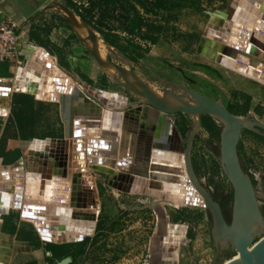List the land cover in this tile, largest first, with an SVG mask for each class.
<instances>
[{
    "label": "rangeland",
    "instance_id": "rangeland-1",
    "mask_svg": "<svg viewBox=\"0 0 264 264\" xmlns=\"http://www.w3.org/2000/svg\"><path fill=\"white\" fill-rule=\"evenodd\" d=\"M25 1L30 8L24 14L32 12L29 21L46 28L43 33L48 40L47 47L56 61L78 79L80 85L88 84L103 93L126 96L129 100L127 110L149 107L159 111V124L162 116H165L180 134L184 148L194 127H199L198 118L202 116V126L189 150L193 171L199 183L221 204L226 220L231 224L234 188L222 166L219 150L223 123L204 113H166L158 109L154 102L145 99L142 88L138 90L141 93L136 95L116 83L115 81L124 82L119 71L112 66L104 68L97 61L92 50L78 37L57 5V2L64 4L66 1L74 15L93 30L97 36V52L102 60L108 58L115 61L127 72L131 66L136 76L150 87V92L157 99L174 95L191 103L192 95L183 90L185 87L221 103L242 120L264 123V85L233 72L202 54L210 51L207 45L206 49L203 48V35L210 16L216 10L225 9L228 0H221L224 4L220 5L219 0H70L71 3L67 0ZM54 30L61 35H51ZM88 36L87 33L82 37L88 39ZM76 47L80 48L79 53L75 50ZM128 78L131 86L139 85L130 74ZM19 94L25 96L20 113L13 110L15 97L0 98V105L12 108L8 118H0V129L4 127L0 146V155L3 157L0 158V164L9 171L27 170L26 158L35 154L32 146L36 140L65 137V124L58 104L42 103L34 95L22 92ZM19 103L20 100L17 99V107ZM256 104L259 106L255 111ZM49 114L52 121L50 129H22L19 121L14 122L20 120L43 126L45 117L49 120ZM13 122L15 130H10L9 126ZM15 141L25 143L23 146L20 144L19 151L12 146ZM238 150L242 165L253 181L264 216V136L245 130ZM99 189L102 208L93 235L82 242L61 244L67 251L79 248L82 250L76 263L71 261L68 264H148L152 238L158 226L152 199L139 194H121L115 197L103 178H99ZM164 206L171 225L170 235L165 236L171 237V241L162 243L166 253L169 250L172 252L168 256L171 257V263L168 264H214L221 260L223 263L238 255L237 251L232 253L230 248L228 251H218L213 236V216L209 209L189 205L180 208L168 204ZM178 225L183 226L186 231L182 234L183 238L177 240L179 243L173 239L178 235ZM30 229V233L36 235L34 229ZM262 229V226L258 227L253 235ZM17 236L22 238L21 233ZM263 236L264 232L254 239L253 244ZM44 244L47 248V242ZM236 247L239 253L247 250V247H239L238 244ZM66 258L55 263H61Z\"/></svg>",
    "mask_w": 264,
    "mask_h": 264
},
{
    "label": "bare ground",
    "instance_id": "bare-ground-1",
    "mask_svg": "<svg viewBox=\"0 0 264 264\" xmlns=\"http://www.w3.org/2000/svg\"><path fill=\"white\" fill-rule=\"evenodd\" d=\"M248 1L249 0H236V5H235V9L233 10V13L236 11V9H239L240 7L244 9L239 13V17L241 19L235 21L233 27L228 26L226 27L227 28L226 29L224 28V26L218 24L219 27L217 28L216 27L217 21H215L216 19H212V22H215L216 26L211 29H213L212 31L215 39L219 40L220 42H223L224 40L222 34L225 35L226 33H228L230 38L229 41L230 43H228V45L235 44L234 42L238 38L236 32L239 29L240 25H244L248 28H252L253 30H257V32L254 35L252 34L251 35L252 37L249 39V44L255 46V51L254 52L246 51L245 54L249 58H247V60H244L243 64L247 65L248 69L242 72H236L234 70L231 71L241 74L244 77L250 78L264 85V81L261 82L260 80V75L264 73V68L261 65L264 64V42H261L256 38L258 37L264 39L263 30L257 27L262 25L264 27V16L258 14L257 11H255L256 10L255 3H253L252 6H249ZM231 14L229 15V17L231 16ZM221 16L224 17L225 19H229V17L226 16L225 13L222 14ZM77 20L79 21V24L74 25L75 29L82 36L88 33L89 35L88 39L90 40V33L87 27L80 21V19ZM85 28L87 30H85ZM207 42H203V43L205 46L207 45L208 49H210V51L205 52L206 54L211 56L210 60L230 70V68H228V65H230V63L233 60V56H234L232 54L233 52L229 50L228 47H226L227 45L223 46L219 44L218 45L219 47H216L217 43H215L214 41H207ZM204 49H206V47ZM223 50L226 52H224ZM48 55L51 57L55 67H57V69L60 70L63 74H66L68 76L67 78L74 84L73 86L74 92H72V94L70 95L73 96L74 94H80L88 102L87 108L84 107L80 111L77 108L76 110L77 112H75V109L73 107L72 112L74 111L75 112L74 114L91 116L89 117L90 118L89 121L87 122L83 121V123L92 122L91 123L92 126H90L88 129H83L85 130L86 133L88 132L89 134L88 136H81V139L85 141L79 142V144L80 143L82 144L81 145L82 147L80 149L73 147L74 145L73 142H75L74 140L77 138L80 139V136L78 137L72 136L73 138L72 147L70 148L71 150L68 153H65L63 151L62 148L63 139H50L44 141L36 140L34 142V145L32 146V150L35 151L34 152L35 154L27 160L28 163L27 170L24 171L21 170L16 173L19 174L23 173L24 175L23 177H20L23 179V182L21 184V186L24 188L25 191V192L23 191V194L29 193L32 196L31 198H39L44 200L50 195L51 192L53 179L50 178V175L52 174V172H54L55 168L57 169L59 168L60 171L55 172V173H60V174H56L57 176L58 175L62 176L63 173H65L64 176L71 178V183L69 184L70 185L69 206L67 208H64L65 210H70L72 208L73 200H82L83 204H90L89 203V201L91 200L90 191L84 190L83 186L85 185L86 182L82 183L81 177L83 175L80 174L79 172L80 168H84L86 173H88L93 180V185L98 195L99 208L96 210V215L94 217L91 216L90 214L73 215L74 224H70L71 228L69 230L61 232L59 231L57 226L64 224L65 223L64 219L67 220V218L59 217L60 215L58 216L55 215L54 210H51L50 213L51 208L46 207V211H41L40 214L44 215L45 219L51 220V226L49 227L48 225L45 224L38 225L37 226L38 228L41 227V229H44V231L47 233L44 234L38 232L39 236L41 238L44 236L45 239V237H47L49 233L52 236L51 237L52 241L53 240H55L56 242L60 241L62 244H65L64 241H67L69 237H76L79 236V234H89L90 232L93 233L95 226L97 224L96 223L97 217L100 213V209L102 208L101 192L99 189V178H103L104 181H106V183L109 184L111 193L115 197L121 196V194L135 195L136 193L129 192V190H139L140 194L139 193L137 194H139L140 196L144 195L151 198L152 203H154V207L157 206L163 207V205H167V204L171 205V207L174 208H180L181 206H185L179 200L181 199L183 194L179 192H175V190L170 187L171 183L173 185H176L177 182L174 180H172L171 182L170 179L176 176V171H175L176 168L177 169L181 168V170L185 171L184 167L182 166L178 167V164L183 165L185 163L187 159V152L183 151L185 150V148L183 146L181 137L179 136L181 141L180 142L178 138V134H176L175 128L172 127L168 119L165 116H162L159 124L158 119L161 116V113L153 108L144 106L145 108L136 107L135 109L127 110L129 100L126 96L120 95L118 93H110V94L103 93L100 90L95 89L88 84H86L85 86L80 85L78 79L68 70L62 67L50 52H48ZM42 58L45 60V56H42ZM218 58H220L223 63L217 61ZM110 66L117 69L112 64ZM256 70L258 73H260L259 76L255 74ZM51 73L52 71L48 70L46 71V75L44 73H41L40 75L41 81H39L40 83L39 88L43 94L44 93L47 94L48 92H50L53 86V78L55 76L54 74L52 75ZM133 87L137 88V89L135 88L137 90L136 92L140 91L141 87L139 85L134 84ZM15 88H17L19 92L28 93L27 86H25L23 82L20 81L19 84L15 85L14 87L12 86L8 88L7 86L5 87L0 85V92H3L1 93L2 95H0V98L11 96L10 92L15 90ZM8 89L9 91H6ZM142 91L143 89L141 90V92ZM141 92H139L138 94H140ZM142 94L145 96V99L148 102H154L153 100L160 101L159 104H161V106L167 109L173 110L175 108H182L183 111H188L186 113L198 114L195 113L194 110H190L187 108L188 104H193L194 106L195 105L198 106V100L194 96H192L193 98L192 102L187 103V102H183L180 98H177L174 95H169V96L166 95L163 98L160 97L161 100H159L157 99V97H155L154 94L150 93V96L148 97L143 92ZM34 97L36 96L34 95ZM67 98L71 99L72 97H67ZM44 101L56 105L57 104L61 105L62 103L61 101H56V100L49 101L44 99ZM9 110L10 108L7 109V111ZM3 114L9 115L10 113L7 112ZM114 115L120 117V121L114 122V118H113ZM239 121L241 123L244 122L247 123V121L242 120L240 118ZM103 122L106 124H103ZM98 139H104L105 143L106 141L111 140L113 142V145L115 144L114 145L115 147H112L110 149L111 151H113V148H116L115 150L119 152L120 149L122 148L125 149L127 152H130L132 150L133 151L132 162L130 163L127 156L125 164H122L117 161L115 166H111L109 164H98L95 162L93 163L88 161L86 165H84L83 167L78 166L76 162H78L79 159L74 156L75 152L81 153L80 155L83 156L92 155L89 154L86 149L88 148L90 150H93L95 147L94 145L92 146L88 142H90L91 140L96 141ZM77 144L78 142H76V145ZM98 149L97 151H99ZM111 151L108 152L111 153ZM154 156H157L158 158L153 159ZM85 158L86 157H83V159L82 158L81 159L84 161ZM70 163L72 165L71 168L69 167ZM128 170L130 172H128ZM182 177L187 179V177L185 176ZM79 181L81 182L80 186L78 185V183H80ZM33 183H34L33 186L34 191L31 190L30 188L31 184ZM197 186H198L197 184H194V187L198 188ZM4 188H7L6 185L0 182L1 199L5 198L7 193L4 192ZM203 190L205 191V195L207 196L208 199H213V197L209 192H207L204 188ZM202 197L204 198V196H201V198ZM2 207L5 208V205H3ZM9 208L13 211L19 210L13 208V206H10ZM82 208L84 207L82 206ZM51 216H53V218H51ZM23 219H25L27 222L31 221L28 218H23ZM247 226L248 227L247 229H245L244 235L239 231H234L227 238L223 239L222 244L228 245L230 241H232V243L235 246H237L238 244L239 247H247L249 243V238L253 237V232H256V229L258 227L260 228L262 226V223L260 219H257V221L255 222H249ZM38 228H36L37 231ZM177 228L178 229L176 228L175 229L178 235L177 236L175 235L176 237H173V239L175 238L174 241L179 243L177 240L183 238L184 232L186 231L183 226L178 225ZM162 230L164 231L165 229L163 228ZM167 235L168 236L170 235V229H169V233L167 232L165 236ZM167 241L170 242L171 237H166L165 240L161 239L160 241L157 242V247L154 246L151 248V249L154 248L159 249L161 246L162 248L161 252L167 256V258L161 260V264H164L166 262L167 264L168 262L171 263L169 260L171 258L168 256H170V253L172 252H170L169 250L166 253L165 252L166 250L164 251L162 245V243H165ZM19 243H20L19 246H26L25 244L22 245L21 244L22 242ZM249 249L247 248L245 252L239 253L234 258L238 259L240 256H243ZM2 254L3 253L0 254V264L3 263L2 261L6 259L8 260V257L3 258ZM173 254L175 257V253Z\"/></svg>",
    "mask_w": 264,
    "mask_h": 264
},
{
    "label": "water",
    "instance_id": "water-1",
    "mask_svg": "<svg viewBox=\"0 0 264 264\" xmlns=\"http://www.w3.org/2000/svg\"><path fill=\"white\" fill-rule=\"evenodd\" d=\"M50 1V0H49ZM16 2H21L22 5L29 11V4L25 0H16ZM58 8L62 12V16L69 22L71 27L74 29L78 37H80L82 40L85 41L86 45L92 50L94 53L95 57L97 58V61L104 67V66H110L111 64L115 66L119 70V75L124 78V82L122 81H115L116 83L120 84L121 86L127 88L130 92L133 94H138L135 88L130 85V80L128 78V74H130L133 79L137 80L139 86L143 89V93L148 97L150 96V87L143 82L139 77L136 76V74L133 72L132 67L130 66V71L127 72L126 69H124L122 66L118 65L115 63V61L109 60L108 58L105 60H102L101 57L98 55V48H97V36L95 33H93V30L80 18L76 17L71 10V8L68 6L67 2L65 1L64 4H61L57 2ZM236 5V0H228L227 4V12L226 16L229 17L231 13H233V10L235 9ZM33 15L32 12L27 14V18H31ZM77 19H80V21L87 27L89 33H90V40L82 37L77 30L75 29V24H79V21ZM259 22V21H258ZM258 24V23H257ZM256 24V25H257ZM215 22H210L209 26L205 28V32L203 35V41H214L216 44V47H219L218 45L221 44L223 46H226L231 50L233 53V60L228 65V68L230 70H234L236 72H242L244 70H247L248 67L247 65L243 64L244 60H247L246 51L249 52H254L255 51V46L252 44H249V39L252 37L251 35L255 34L257 30H253L252 28H248L244 25H240L239 29L237 30V39L234 42L235 44H229L230 43V38L229 34L226 33L225 35L222 34L223 36V42H220L219 40L215 39L213 36V27H215ZM217 28L219 25L216 26ZM264 32V27L262 26H257ZM260 33V32H259ZM262 35V34H261ZM258 40L261 42H264V39L256 37ZM208 43V42H207ZM206 46L203 44V48ZM248 47V48H247ZM247 48V49H246ZM225 49V48H223ZM224 51V50H223ZM28 54H26V66L25 68L21 69L18 73V80L16 84H19V82H23L25 86H27V91L28 94L35 95L38 100L44 101L45 100H56V101H61V116L62 120L65 124V137L62 140V145H63V151H67V147L70 145L72 147V136H80V139H75L73 142L74 148L80 149L82 144L79 142L80 141H85L81 139V136H88V132L86 133L85 130L83 129H88L90 126H92V122L90 123H83V121L87 122L89 121V115H79V114H74L77 112V108L79 111L83 109L84 107L87 108L88 102L85 100L83 96L80 94H74L71 96L72 92H74L73 86L74 84L67 78L68 76L66 74H63L60 70L55 67L51 57L48 55V52L44 48L36 47V46H31L28 47ZM226 52V51H224ZM204 56L206 53H202ZM209 56L208 58H211L210 55L206 54ZM42 56H45V60L42 58ZM246 58V59H245ZM242 60V61H241ZM217 61L223 63L220 58L217 59ZM224 65V64H223ZM264 68V64H261ZM105 68V67H104ZM52 71V75L54 74L53 78V86L50 90V92L42 93L40 91V86H39V81H41V73H44L46 75V71ZM55 71V73H54ZM256 75H260V73L255 71ZM260 80L261 82L264 81V73L260 75ZM183 90L188 92L189 94H192L197 100H198V106H194L193 104H188L187 108L190 110H194L195 113L203 114L204 115H209L214 118H217L220 120V122L223 123L224 128L221 132V141H220V160L222 163V166L224 168V171L229 179L231 181V184L234 188V205H233V217H232V222L229 224L226 220V217L224 215V212L222 211V206L219 202H217L214 198L213 199H208L207 196L205 195V191L203 188L206 190V188L201 185L197 179V176L195 175L191 163V158H190V151L191 147L193 145V140L198 133L199 129L202 126V121L200 116L198 118V125L199 127H194L192 130L189 140L187 141V146L185 147V150L187 152V159L185 163L178 164V167H184V170H181V168L177 169L176 168V176L174 178H171L172 180L176 181V185H173L172 183L170 184V187L175 190V192H179L183 194L181 197L180 202L183 205H189V206H194V207H204L209 209L211 211L212 216H213V221H214V228H213V236L216 242V246L218 251L220 252L221 249L223 250H230L232 253H237L239 254L238 248L232 244L228 248L224 249L222 245L223 239L227 238L229 235H231L234 231H239L240 233H243L245 229H247V225L249 222H255L257 219L261 220L263 229L258 231L253 235L252 238H249V243L247 245V248L249 249L243 256H240L238 259L231 258L229 260H226L225 262L222 263L221 261H217L214 264H264V236L261 237L259 241H257L255 244H253L254 239L258 236L261 235L264 232V216L262 214V211L260 210V204L256 195L255 187L253 184V181L250 177V175L245 171L242 162L240 160L239 156V144L242 138V134L245 130L248 131H253L257 134H260L264 136V123L261 121L257 120H247V123H241L239 121V117L231 113L224 105L221 103L211 99L210 97H207L197 91L191 90L189 88L183 87ZM70 92V93H69ZM156 96V95H155ZM67 97H72L71 99H68ZM136 98V96L134 95ZM154 99V98H153ZM182 100V99H181ZM155 106L161 110H164L167 113H170L172 115L179 114L181 112H188V111H183L182 108H175V109H167L157 100H153ZM184 102V101H183ZM142 103V102H141ZM149 105V103H146ZM98 106V105H97ZM73 107L75 109V112L73 110ZM78 111V112H79ZM184 114V113H183ZM114 122L115 121H120V117H117V115H114ZM116 119V120H115ZM107 120V119H106ZM103 124H106L103 122ZM172 125V124H171ZM197 125V126H198ZM106 126V125H105ZM172 127H174L172 125ZM88 131V130H87ZM176 131V128H175ZM176 134H178V138L180 141V134L176 131ZM76 142L78 144L76 145ZM181 142V141H180ZM90 143L92 146L94 145V149H86L89 154L92 155H87L83 156L80 155L81 153L75 152V157H77L79 160L77 163L78 166L83 167L86 165L88 161L90 162H95L98 164H109L111 166H115V164L118 162L125 164L127 156L130 161L132 162L133 159V151L131 150L130 152H127L125 149H120V152L115 150L116 148H113V151L110 149L112 147H115L113 145V142L111 140L104 142V139H98L96 141L91 140ZM101 148V149H98ZM97 149L99 151H97ZM108 151H111L109 153ZM47 156V154H46ZM45 156V157H46ZM83 157H86L84 161L82 160ZM82 158V159H81ZM154 158H158L157 156H154ZM169 163V161H168ZM6 167V166H4ZM80 174H82V181L85 183L84 189L86 191H90V196L91 200L89 201L90 204H83L82 200H73L72 202V208L70 210H65L64 208H67L69 206V197H70V180L66 178L65 173H63V178H58V177H53L52 181V187H51V192L50 195L41 201H34L30 198L29 195H25V200L31 203H36V204H42V205H47L50 207H53L55 211V215H60L59 217H64L67 218L64 219L65 223L60 225L58 227L59 231H67L69 230L70 224H74L73 220V215H78V214H90L91 216L96 215V210L99 208V201H98V195L96 192V189L93 185V180L89 176L88 173H86L84 168H80ZM19 178L23 177V173H18ZM182 176L187 177L184 178ZM189 178V179H188ZM23 182V179L20 178L16 180V185L15 186H10L9 188H4V192L6 193L5 198L1 199L0 198V216H5L8 215L11 211L9 208L10 206H13V208L19 209L22 211V216L23 218H28L31 220V222L38 228V225H48L49 227L51 226L50 221L45 219L44 215H41V211H46L45 206H31V205H23V187L21 186ZM110 183V181H109ZM194 184H197L198 188L194 187ZM203 187V188H202ZM200 191H199V190ZM128 190V189H126ZM207 191V190H206ZM129 192H134V193H139V190H129ZM208 192V191H207ZM201 196H204V198H201ZM32 197V196H31ZM164 198V197H163ZM166 198V197H165ZM5 205V208L2 206ZM82 206L84 208H82ZM155 211L158 214V226L157 229L153 235L152 242H151V248L156 246L157 247V242L160 241L161 239H165V235L167 232L169 233V229L171 228L170 222H169V216L168 213H166V208L157 206L155 207ZM96 220V219H95ZM97 223V220H96ZM96 228V226H95ZM164 228L165 230L163 231L162 229ZM51 231V230H50ZM91 231V230H90ZM95 231V229H94ZM39 233H46L44 229H41V227L38 228ZM94 233V232H93ZM92 232L89 234H79V236L76 237H69L67 241H64L65 244L71 243V242H82L85 238L92 236ZM47 234V233H46ZM49 235V236H48ZM47 237L44 236L42 237V240L47 243H53V244H58L61 245L62 243L56 242L55 240L52 241V236L48 233ZM53 235V234H52ZM66 235V234H64ZM69 235V234H67ZM51 238V239H50ZM19 242L18 244L16 243L15 246L12 249L0 247V254L5 253L9 254V259L4 260V264L9 263L10 257L16 255L19 252L22 251H32V244L30 242L26 243H21L22 245L25 244L26 246H23L25 248H20L19 247ZM253 244V245H252ZM161 246L158 249H151V258L148 264H161V260L167 258L166 255H164L161 252ZM2 254V255H3ZM237 256V255H236ZM171 258V257H170ZM72 261L71 257H68L64 259L60 264H68L69 262ZM220 262V263H219ZM169 263V262H168ZM164 264H167L164 263Z\"/></svg>",
    "mask_w": 264,
    "mask_h": 264
},
{
    "label": "crops",
    "instance_id": "crops-1",
    "mask_svg": "<svg viewBox=\"0 0 264 264\" xmlns=\"http://www.w3.org/2000/svg\"><path fill=\"white\" fill-rule=\"evenodd\" d=\"M217 2V1H215ZM219 5L220 4H224L223 1L219 0L218 1ZM249 6H252L253 3H255V11H257L258 14H261L264 16V0H249L248 1ZM225 9L221 10H216L215 13H213L210 17V22L212 21V19H214L216 16V20L217 21V25H222L224 26V28L228 27V26H232L235 23V21L240 20L241 18L239 17V13L244 9V8H239L236 9V11L234 13L231 14V16L229 17V19H225L224 17H222V14H226L227 12V4L225 3ZM21 9V10H18ZM0 10H4L6 12V15H4V17L1 19L2 20H7L8 18H12L15 19L18 23H19V30L18 32L22 35V40H21V57L24 61V64L18 68L14 62L12 61H6L3 63H0V85L2 86H7L9 87H14L18 80V73L21 69L25 68L26 66V54H28V47L31 46H39L40 48H44L47 52H50V49L47 47V39L44 37V33L46 28H43L44 26H41L40 24L37 25L35 24L34 21H29L31 18H27V15H25V11L26 8L24 7V5H22L19 2H16V0H0ZM225 19V20H223ZM223 20V21H221ZM208 24V26H209ZM207 26V27H208ZM227 29V28H226ZM60 32H55V30L51 33V35L53 34H57V36L61 35L59 34ZM61 38V37H60ZM204 42V41H203ZM75 50L79 53L81 50L80 48L76 47ZM52 54V53H51ZM7 89V88H6ZM6 91H9L6 90ZM0 92V95H2ZM25 94V93H22ZM28 94V93H27ZM29 95V94H28ZM32 96V95H31ZM11 97H15L14 98V112L20 113L22 112L23 109L20 110V108H23V97H25L24 95H21L19 93H13L11 94V96H9L8 98ZM34 97V96H33ZM36 98V97H34ZM19 99L20 103L18 104V107L16 106V100ZM37 99V98H36ZM42 103H48L49 102H43ZM21 104V106L19 107V105ZM53 104V103H52ZM59 105V104H58ZM59 112L61 114V106L59 105ZM129 110V109H128ZM11 112H12V108H11ZM62 119V118H61ZM19 121L23 128L22 129H34V128H47L50 129L52 127V121L50 118V114H49V120H46L45 117V121L42 124L43 126L40 125H35L34 123H30V122H22L20 120H16L14 122ZM47 121V122H46ZM14 122L12 124H10L9 127H11L10 130H15L14 127ZM8 127V128H9ZM4 131V127L2 126V128L0 129V146H1V139H2V132ZM52 139V138H49ZM21 141V140H20ZM13 142L12 146L17 148V150L19 151V147L23 146L25 143L23 142ZM21 144V146H20ZM70 145L67 147V151L65 150V153L70 152ZM3 157V156H2ZM0 155V158H2ZM30 157H27L26 160H28ZM20 164V163H19ZM17 166V165H14ZM12 166V167H14ZM69 167L71 168L72 165L71 163L69 164ZM4 165L0 164V182L4 183L6 185L7 188H9L10 186H15L16 185V180L19 179L18 176V171L21 170H13V171H9V169H4ZM58 170V171H57ZM24 171V170H23ZM59 168H55L54 172H52V174L50 175V178L53 179V177H58V178H63V176H57L56 174H60V173H55V172H59ZM12 172V173H10ZM15 173V175H14ZM16 177V178H14ZM67 179H69L71 181L70 177H66ZM82 179V177H81ZM80 182V181H79ZM71 183V182H70ZM83 183V181H82ZM78 185H81V182L78 183ZM34 183L31 184V190L34 191ZM84 188V186H83ZM85 190V189H84ZM24 191V189H23ZM25 192V191H24ZM25 195H29L31 198V195L29 193H24L22 194L23 196V201L22 204L23 205H31V206H45L42 204H36V203H31L28 202L27 200H25ZM42 195V194H41ZM34 201H41L42 199L39 198H31ZM51 208L50 209V213L51 210H54L52 207L50 206H45V208ZM21 212V214H20ZM15 215H17V217H14ZM47 218V216H46ZM51 218H53V216H51ZM48 221L51 220L48 219ZM30 227H32L34 229L35 233H30L32 232ZM57 227H60L57 226ZM16 232V233H15ZM18 233H21L22 238L18 237ZM84 241V240H83ZM18 242H30L32 244V251H22L17 253L14 256H11L10 261L8 264H60V263H52V257H53V253L48 249V247L46 248V244H44V241L42 240V238L39 236V233L36 229V226L31 222V221H26L25 219H23L22 216V211L18 210V211H13L11 210L9 215L6 216H0V247H4V248H8V249H12L16 243ZM38 242H41L42 244H38ZM20 248H22L23 246H19ZM9 259V255L6 253L5 255L3 254V258H7ZM78 260V258L76 260L72 259V263H76V261ZM4 264L5 262L2 261Z\"/></svg>",
    "mask_w": 264,
    "mask_h": 264
},
{
    "label": "built area",
    "instance_id": "built-area-1",
    "mask_svg": "<svg viewBox=\"0 0 264 264\" xmlns=\"http://www.w3.org/2000/svg\"><path fill=\"white\" fill-rule=\"evenodd\" d=\"M4 15H6V12L0 10V63L12 61L18 68H20L24 64V61L21 57L22 35L18 32L19 23L12 18L2 20L1 17L3 18ZM13 93H19V90L15 88V90L10 92V94ZM9 108L8 106L0 105V118H8L10 116L11 108L7 111ZM7 112L10 114H3Z\"/></svg>",
    "mask_w": 264,
    "mask_h": 264
},
{
    "label": "trees",
    "instance_id": "trees-1",
    "mask_svg": "<svg viewBox=\"0 0 264 264\" xmlns=\"http://www.w3.org/2000/svg\"><path fill=\"white\" fill-rule=\"evenodd\" d=\"M70 2V0H67ZM71 3V2H70ZM259 104L255 105V111L258 109ZM261 120V119H260ZM48 249L53 253L52 257V263L56 262L59 259L66 258V257H71L73 260H76L78 256L82 253L81 249L73 250V251H67L65 250L64 246L58 245V244H51L47 243Z\"/></svg>",
    "mask_w": 264,
    "mask_h": 264
},
{
    "label": "flooded vegetation",
    "instance_id": "flooded-vegetation-1",
    "mask_svg": "<svg viewBox=\"0 0 264 264\" xmlns=\"http://www.w3.org/2000/svg\"><path fill=\"white\" fill-rule=\"evenodd\" d=\"M257 229H258V228H257ZM257 229H256V230H257ZM253 233H254V232H253ZM232 244H233L232 241H230V243H229L228 245H223V248L226 249V248H228V247H229L230 245H232ZM225 251H228V250H225Z\"/></svg>",
    "mask_w": 264,
    "mask_h": 264
}]
</instances>
